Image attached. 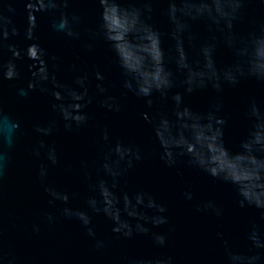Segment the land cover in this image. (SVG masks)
Listing matches in <instances>:
<instances>
[{"label": "water", "instance_id": "water-1", "mask_svg": "<svg viewBox=\"0 0 264 264\" xmlns=\"http://www.w3.org/2000/svg\"><path fill=\"white\" fill-rule=\"evenodd\" d=\"M27 2L0 0V23L6 19L20 33L6 44L21 51L16 61L21 78L0 80V109L19 126L14 139L9 133L10 145L0 143V264H229L230 255L241 257L244 264L258 257L256 264H264V247L256 248L249 239L255 231L264 245V213L238 207L231 186L183 163L178 169L165 167L151 126L143 119L145 114L149 121L167 116L189 137L210 122L223 127L227 154L216 153L215 164L240 177L242 185L248 184L244 177L252 168L250 162L264 166V147L250 142L253 136L264 141V0H69L64 11L80 16L74 26L81 34L79 40L53 32L49 14H36V42L58 58V79L71 85L73 68L78 69L89 75L90 94H94L93 73L98 70L105 77L104 86L120 100L121 111L113 113L99 106L101 98L94 99L86 109L89 124L72 132L64 131L51 110L50 96L18 95L31 76L32 61L23 55L32 43L24 39ZM237 4L235 18L215 14L217 8ZM108 5L129 17L122 55L136 69L131 75L145 79L159 75L167 84L155 93L151 109L130 93L121 95L116 53L96 31L99 8ZM88 43L94 52L86 51ZM10 57L7 49L0 52V62ZM216 119L224 124L215 125ZM53 120L57 126L51 136L35 133V126ZM104 129L108 143L101 139ZM118 140L140 147L144 159L131 170L121 166L113 191L130 198L144 192L167 209L168 222L158 228L128 220L130 237L113 233L111 222L87 205L88 199L99 200L100 180L113 183L102 165ZM41 141L44 149L39 148ZM48 147L56 150L55 166L46 159ZM37 150L39 157L33 154ZM41 165L47 170L43 179ZM45 187L68 194V203L52 200ZM188 190L193 193L191 201L182 195ZM208 200L222 209L221 215L196 210ZM64 208L87 212L94 236H88L78 220L66 218ZM121 218L128 219L123 213ZM137 223L148 234L138 233ZM154 235L165 237L163 246L155 243Z\"/></svg>", "mask_w": 264, "mask_h": 264}, {"label": "clouds", "instance_id": "clouds-1", "mask_svg": "<svg viewBox=\"0 0 264 264\" xmlns=\"http://www.w3.org/2000/svg\"><path fill=\"white\" fill-rule=\"evenodd\" d=\"M68 5L69 0H28L25 4L27 16L24 39L32 41V43L23 51V55L32 61V64L30 66L31 76L26 88H20L18 95L26 98L31 92H39L42 95L50 96L52 101H54L50 105L51 110L58 115L64 131L72 132L74 129L78 130L89 124L91 117L86 109L93 103L94 99L101 98L99 99V106L108 112L119 113L121 105L119 98L110 94L109 89L104 86L105 77L98 70L93 73L96 81L94 94H90L92 85L89 75L80 73L78 69L73 68L76 75L71 85L63 83L56 75L58 58L50 56L47 50L36 42V14L39 13L50 15V27L53 32L62 34L71 40H79L81 38V34L74 27L80 23L81 18L79 15H69L64 11ZM239 7V4L234 7L226 5L223 8L215 9V14L235 18V10ZM226 8L229 9L228 12L225 11ZM56 13H59V15H55ZM210 14H212L211 10ZM10 23L6 19L0 23V52L7 49L11 53V57L7 61L0 62V80L15 81L21 78L16 63V61L21 59V51L14 45L6 44V41L17 37L20 33L16 27H9ZM128 25V14L119 7L108 5L99 8V22L96 25V31L100 34L101 39L112 43L116 53L118 67L121 72V87L123 90L121 95L130 93L137 99L143 100L146 107L151 109L155 93L165 90L167 84L159 75L152 76L149 79L144 77L136 78L131 75L136 72V69L128 63L127 57L122 55V42L127 33ZM85 48L88 53H92L95 50L92 43L86 44ZM50 63L52 64L51 68L49 67ZM143 119L151 126L152 134L160 149L159 159L165 167L178 169L183 163L187 167L205 174L213 181L231 186L238 198L236 201L238 207L254 208L264 213V166L257 165L255 160H252L250 162L252 168L244 177L248 184L242 185L240 177L235 176L233 173H226L215 164L216 153L227 154L223 140V127L214 126L210 122L207 127L200 129L195 135L189 137L179 131L176 124L168 119L167 116H154L149 121L145 114ZM223 124V120H215V125ZM56 126V121L53 120L48 122L47 126H35L34 131L38 135L47 137L53 134ZM18 127V124L0 109V143L6 146L10 145L9 133L13 134L14 139V134L18 131ZM101 139L104 143L109 142L107 129L103 130ZM250 142L257 147H264V141L255 136ZM39 148H45L43 141L40 142ZM33 154L39 157L40 151H34ZM46 159L53 166L58 163L54 147H48ZM104 159L102 171L112 179L113 183L111 186L104 180H100L97 183L96 190L99 200L96 198L87 200V205L92 213L102 214L113 225L112 232L123 234L125 237L132 235L128 220H142L145 224L150 223L154 228L166 224L168 222L167 217L164 215L167 211L166 207L158 203L150 194L137 192L130 198L126 193L117 196L115 191H113L117 186L116 179L121 175V166H123L124 171L131 170L135 164L140 163L144 159L141 148L135 144H126L118 140L109 148L108 155ZM2 160L3 156L0 155V161ZM46 175L47 170L44 165H41L39 176L43 179ZM45 192L54 201H59L62 204L68 203L69 196L66 193L58 192L48 187H45ZM182 195L186 201L193 199L191 190L185 191ZM98 204L102 205V207H98ZM196 210L198 212L213 210L217 216L221 215L222 211L213 200H208ZM122 213L128 218L127 220L121 218ZM149 213L151 215H148ZM62 214L66 218L78 220L83 227L88 229L87 235L90 237L94 236L92 229L88 227L91 223V217L87 212L64 208ZM48 219L51 221L52 217L49 216ZM136 231L140 234H148V229L141 227L139 223L136 224ZM249 239L256 248L264 247L259 242L255 231L252 232ZM154 241L157 245L163 246L165 237L163 235H154ZM258 259V257H251L248 259L247 264H256ZM238 262L239 264H244L241 257L229 256V264H238Z\"/></svg>", "mask_w": 264, "mask_h": 264}]
</instances>
